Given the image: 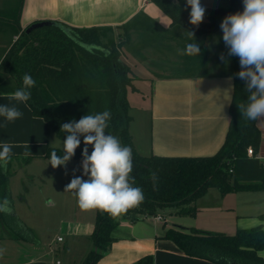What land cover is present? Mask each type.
Instances as JSON below:
<instances>
[{"label":"trees","instance_id":"1","mask_svg":"<svg viewBox=\"0 0 264 264\" xmlns=\"http://www.w3.org/2000/svg\"><path fill=\"white\" fill-rule=\"evenodd\" d=\"M25 0H0V95L14 93L22 87V77L28 73L35 80L26 102L35 118L42 119L49 133L62 142L67 133L61 131L64 123L79 121L83 116L108 110L111 112L109 126L105 130L119 138L123 146H129L133 155L134 187L143 190V201L126 212L112 216L96 210V221L91 240L94 249L82 264H98L115 242L114 232L120 225L119 217L131 223L147 217H161L167 208L177 209L180 216H195L192 207L204 197L209 189H217L221 195L239 192H264V166L258 159L248 156L252 149L257 156L261 136L257 121L243 117L238 105L247 102L245 81L236 74L241 70L239 57L232 56L234 93L229 108L230 125L220 150L209 157H160L142 156L136 150L130 132L129 94L137 91L138 80L126 55L132 54L140 61L141 56L133 46L132 34H136L143 46L151 45L159 54L174 49L175 42L183 49L190 42L189 33H194L200 47V55L181 56V65L174 76H204L199 73L206 65L209 37L218 33L222 20L229 14L243 11V0H229L227 9L205 8V16L199 25L189 20L191 9L186 0H148L155 4L170 20L164 29L144 12L116 28H76L60 22L29 31L22 29L20 20ZM38 23V22H36ZM35 24V23H34ZM65 29L68 32H65ZM80 146L70 161H82L85 147L83 136ZM55 150L48 147L45 159H50ZM93 146L88 145L89 155ZM33 157L11 155L6 168L0 167V200L10 199L9 182L11 167L15 162L27 164ZM152 173L158 177L153 189ZM264 221V215L260 216ZM10 229V237L19 240V221L16 215L0 213V240L3 231ZM27 238L31 239L27 232ZM24 237V236H22ZM25 238V239H27ZM162 239L171 241L184 255L207 260L212 264H264L260 252L264 250V229L256 226L239 229L232 235L186 229L175 226L167 229ZM136 264H154V257L146 255Z\"/></svg>","mask_w":264,"mask_h":264},{"label":"crops","instance_id":"2","mask_svg":"<svg viewBox=\"0 0 264 264\" xmlns=\"http://www.w3.org/2000/svg\"><path fill=\"white\" fill-rule=\"evenodd\" d=\"M201 4L211 9H227L229 0H201ZM141 12L164 29L171 25V20L148 0H25L20 24L22 29L46 21L76 28H116ZM208 49L211 50L210 45ZM133 60L137 72L131 68L134 75L151 87L149 119L135 128L132 117L130 125L138 153L169 158L215 155L222 147L230 125L229 108L234 93L232 71L193 77H162L145 70L144 64L135 58ZM164 62L168 61H158L155 65L160 66ZM136 89V93H140ZM5 104L17 107L23 115L9 123L0 117V144H11L13 156L33 157L31 162L49 161L44 156L54 134L48 132L46 123L35 118L26 103L11 100L9 94L0 95V105ZM257 126L261 136L257 154L264 162V118L258 119ZM26 152L29 153L27 156ZM202 199L210 202L205 221L209 227H199L198 215H195L192 216L193 224L174 222L170 228H195L228 235L239 229L260 225L264 229V221L260 219L264 215V192H239L223 196L217 189H209L197 201ZM199 206V203L195 205L196 213L201 210ZM175 215L189 217L180 216L177 212ZM161 218H156L154 224H147V219L137 223L127 220L120 222L113 235L115 242L98 264H136L146 255L154 257V264H212L207 260L188 257L171 241L162 239L164 232L170 228L158 226L157 222L165 221L162 215ZM93 231L94 225L86 227V236L90 237ZM260 256L264 258V250Z\"/></svg>","mask_w":264,"mask_h":264},{"label":"rangeland","instance_id":"3","mask_svg":"<svg viewBox=\"0 0 264 264\" xmlns=\"http://www.w3.org/2000/svg\"><path fill=\"white\" fill-rule=\"evenodd\" d=\"M222 37V29L209 37L208 45L211 50L208 52L206 65L199 73L232 71V56L228 55V48ZM131 39L132 45L137 47L136 49L146 60L140 61L132 54H127L126 61L130 65L135 58L136 61L144 64L145 70L162 77L174 76V73L179 70L183 51L175 42L170 43L175 46L170 53L159 54L158 49L153 46H143L136 34L133 33ZM221 54L224 55V60L220 59ZM164 60L168 61L164 62L165 65H155L158 61L163 62ZM131 68L137 73L133 63ZM135 86L140 93H130L128 97L131 104L130 114L135 119L134 127L136 128L137 124L147 122L149 119L151 87L149 83L140 80L135 82ZM50 147L63 150V142L55 135H51ZM67 164L57 168H53L49 161H33L27 164L15 162L12 165L9 201L12 212L19 221L20 229H24L20 232L16 230L19 240L10 237L13 233L10 229L3 231L0 248L5 251L0 256V264H57V262L59 264H82L89 252L94 249L91 236H86L85 231L86 227L95 224L97 209H82L74 193L65 190L73 178L82 177L87 180L88 177L83 175L82 161H71ZM205 200L207 199L192 204V207L200 204L201 210L200 212L197 210L196 213L199 227L208 225L205 222L209 215L206 209L210 208V202ZM177 211L175 208L161 211L160 215L165 221L157 222L158 226L163 228L165 225L170 228L174 222L193 224L192 216L176 217ZM146 219L147 224L156 222L154 217ZM123 220L119 217L120 222ZM27 232L31 239L27 238ZM58 238H62L63 242L58 243Z\"/></svg>","mask_w":264,"mask_h":264},{"label":"clouds","instance_id":"4","mask_svg":"<svg viewBox=\"0 0 264 264\" xmlns=\"http://www.w3.org/2000/svg\"><path fill=\"white\" fill-rule=\"evenodd\" d=\"M191 9L189 22L199 25L205 16L201 0H186ZM243 11L227 15L221 22L223 41L229 56H238L241 70L236 74L245 81L248 93L247 102L238 105L240 114L248 120L264 118V0H243ZM183 49L185 55H200L199 44L194 33ZM221 60L224 55L221 54ZM35 86V80L28 73L22 77V87L9 94L11 100L26 103L31 98L29 91ZM23 113L15 106L0 105V117L6 123L21 118ZM111 112L105 110L94 115L87 114L78 122L64 123L61 131L67 133L63 141V154L55 150L50 154L49 164L53 168L66 166L80 146L83 136L85 145L82 152V177H75L65 190L72 191L78 205L84 210L98 209L112 216H118L128 209L139 205L143 199V190L134 187L132 149L123 146L118 137L106 134ZM88 145L93 146L89 155ZM12 145L0 144V167L6 168L12 155ZM29 153L26 152L25 156ZM158 177L152 173L153 189L157 188ZM0 213L11 214L12 208L7 198L0 200ZM4 249L0 248V256Z\"/></svg>","mask_w":264,"mask_h":264},{"label":"water","instance_id":"5","mask_svg":"<svg viewBox=\"0 0 264 264\" xmlns=\"http://www.w3.org/2000/svg\"><path fill=\"white\" fill-rule=\"evenodd\" d=\"M54 22H50V21H46V22H38V23H35L33 24L30 28H29V31L33 30V29H37V28H42V27H45V26H49V25H53ZM65 32H68L66 29H65Z\"/></svg>","mask_w":264,"mask_h":264},{"label":"built area","instance_id":"6","mask_svg":"<svg viewBox=\"0 0 264 264\" xmlns=\"http://www.w3.org/2000/svg\"><path fill=\"white\" fill-rule=\"evenodd\" d=\"M248 156L252 157V158H255V159H258V160H261V158L257 155L254 154L253 150L252 149H249L248 150ZM263 166H264V162H262ZM162 218L161 217H157V220H161ZM57 242L58 243H62L63 242V239L62 238H58L57 239ZM57 264H59V262H57Z\"/></svg>","mask_w":264,"mask_h":264}]
</instances>
